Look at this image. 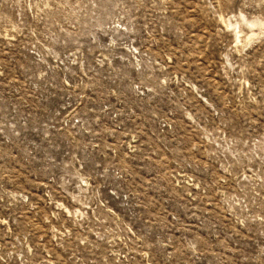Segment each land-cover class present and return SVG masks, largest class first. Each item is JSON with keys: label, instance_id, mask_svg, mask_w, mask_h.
Returning <instances> with one entry per match:
<instances>
[{"label": "rangeland", "instance_id": "obj_1", "mask_svg": "<svg viewBox=\"0 0 264 264\" xmlns=\"http://www.w3.org/2000/svg\"><path fill=\"white\" fill-rule=\"evenodd\" d=\"M0 264H264V0H0Z\"/></svg>", "mask_w": 264, "mask_h": 264}, {"label": "built area", "instance_id": "obj_2", "mask_svg": "<svg viewBox=\"0 0 264 264\" xmlns=\"http://www.w3.org/2000/svg\"><path fill=\"white\" fill-rule=\"evenodd\" d=\"M112 194H114L115 192L114 191H111Z\"/></svg>", "mask_w": 264, "mask_h": 264}]
</instances>
